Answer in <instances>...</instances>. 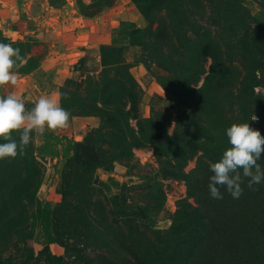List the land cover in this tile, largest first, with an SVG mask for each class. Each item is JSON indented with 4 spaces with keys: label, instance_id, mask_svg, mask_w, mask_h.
<instances>
[{
    "label": "rangeland",
    "instance_id": "obj_1",
    "mask_svg": "<svg viewBox=\"0 0 264 264\" xmlns=\"http://www.w3.org/2000/svg\"><path fill=\"white\" fill-rule=\"evenodd\" d=\"M0 43V96L71 113L0 160V264H50L46 221L58 264H264V181L208 189L228 127L264 136V0H0Z\"/></svg>",
    "mask_w": 264,
    "mask_h": 264
},
{
    "label": "clouds",
    "instance_id": "obj_2",
    "mask_svg": "<svg viewBox=\"0 0 264 264\" xmlns=\"http://www.w3.org/2000/svg\"><path fill=\"white\" fill-rule=\"evenodd\" d=\"M20 63H17V62ZM26 63L20 55V49L11 44L0 43V87L17 82L14 69ZM71 113L60 106L57 100L41 95L34 107L26 109L23 99L15 94L0 96V138L6 143H0V160L15 158L18 149L32 142V133L43 136L45 131H54L68 127ZM252 116V120H256ZM13 132H19V144L12 138ZM230 145L218 162L210 164L213 173L208 189L214 199H223L219 187H224L235 199H238L243 189L240 170L243 177L249 178L247 187L253 191L254 185L264 181V170L257 163L264 154V136L258 130L252 129L248 123H233L226 129ZM219 186V187H218Z\"/></svg>",
    "mask_w": 264,
    "mask_h": 264
},
{
    "label": "trees",
    "instance_id": "obj_3",
    "mask_svg": "<svg viewBox=\"0 0 264 264\" xmlns=\"http://www.w3.org/2000/svg\"><path fill=\"white\" fill-rule=\"evenodd\" d=\"M48 208H49L48 205H46V211H48ZM47 214H48V212H46V219L48 218ZM45 230L49 236V242L46 245V252H47L48 259L50 261V264H58V258H57V255L55 254L54 249H53V236L51 235L47 221L45 223Z\"/></svg>",
    "mask_w": 264,
    "mask_h": 264
}]
</instances>
